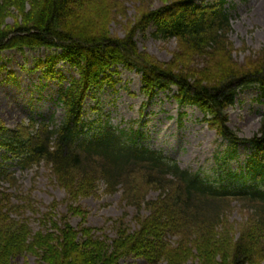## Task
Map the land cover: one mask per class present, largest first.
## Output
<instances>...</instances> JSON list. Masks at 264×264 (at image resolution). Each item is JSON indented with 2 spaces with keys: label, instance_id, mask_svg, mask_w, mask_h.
Instances as JSON below:
<instances>
[{
  "label": "trees",
  "instance_id": "16d2710c",
  "mask_svg": "<svg viewBox=\"0 0 264 264\" xmlns=\"http://www.w3.org/2000/svg\"><path fill=\"white\" fill-rule=\"evenodd\" d=\"M23 1L2 0L19 9ZM30 1L31 10L21 23L0 30V58L6 50L45 48L52 51L38 61L46 68L45 76L58 60L68 62L78 76L57 93L62 108L58 123L30 120L0 136V146L18 158L22 168L43 162L50 182L65 191L67 209L57 219L51 211L45 213L41 228L33 232L27 219L10 216L15 206L0 184V264H11L14 257L26 253L40 264H118L130 256L148 264H184L186 259L197 261L192 264H260L264 259V112L258 131L251 138H240L227 126V109L239 91L252 87L264 101V57L247 65L233 60L226 38L230 26L225 0H170L156 9L146 7L122 38L108 37L104 30L94 31L79 22L78 12L89 2L109 11L108 0ZM149 25L156 27L154 37L174 38L181 46L168 62L138 51L135 35ZM118 65L142 73L140 90L147 98L173 86L176 99L198 105L208 116L203 120L230 147L249 143L244 164L228 170L224 183H219L190 174L176 160L141 146L136 131L105 124L88 134L84 128L90 126L82 120L87 91L109 82L110 68ZM228 152L235 154V150ZM6 176L0 163V180ZM100 184L106 193L122 191L119 203L134 208V227L123 222L125 212L112 220L113 235L104 227L87 224L88 211L79 200L97 196ZM150 190L158 194L147 199ZM227 195L250 206L240 223L228 219ZM55 206L56 202L50 204ZM70 216L80 218L77 226L70 224ZM216 255L220 259L215 260Z\"/></svg>",
  "mask_w": 264,
  "mask_h": 264
},
{
  "label": "rangeland",
  "instance_id": "374dc122",
  "mask_svg": "<svg viewBox=\"0 0 264 264\" xmlns=\"http://www.w3.org/2000/svg\"><path fill=\"white\" fill-rule=\"evenodd\" d=\"M29 1L24 0L23 8L19 9L16 4H3L0 0L2 8L0 30L21 23L24 15L31 10L32 3ZM108 1L111 6L109 11L104 5L89 2L78 12V18L82 26L88 24L94 31L102 29L112 38L124 37L139 21L146 7L156 9L162 4L170 3V0ZM228 1L232 6L231 30L226 38L232 50V58L237 64L253 63L258 56L264 57V0ZM153 31L155 26H150L144 34L135 35L138 51L157 61L168 62L176 52L181 51V46H178L173 38L162 40L154 37L151 34ZM50 53L51 51L45 48H24L1 54L0 64L4 67L0 70V120L7 128L12 129L18 126V123L27 122L30 117L46 120L51 115L56 119L61 116V110L54 102L59 84L56 78L43 77V67L38 64L39 59H44ZM55 69L61 71L64 77L73 74L64 62L56 64ZM11 72L17 78V83L7 79V74ZM117 72L112 76L113 86L106 85L87 98L86 119L88 121L108 119L113 125L124 127L128 126V121L142 118L141 129L144 133L147 131L145 144L175 157L183 167L198 169L207 176H215L216 171L220 170L218 166L221 163V160H216L215 156L221 157L228 142L199 121L203 116L202 112L196 106L181 104L173 96L176 92L173 88L171 92H159L143 107L144 112L140 114L144 101V97L139 92L141 74L121 67ZM257 95L258 91L254 88L240 92L235 98L233 107L228 109V127L241 138H251L260 127L264 102L256 100ZM94 107L97 110H92ZM236 151L237 158L228 161L231 168H235L236 163L244 161L250 152V147L238 143ZM9 171L12 172L14 183L10 186L5 181L3 186L12 194L11 202L15 206L14 211L11 212L12 218L27 219L35 232L41 228V219L45 213L51 211L54 215L53 219H57L61 213L66 212L67 206L64 202L66 194L55 182L53 184L50 182L47 169L43 165L20 170L11 164ZM118 199L119 192L113 194L102 192L100 197L80 199L79 204L88 211L87 224L104 227L106 233L113 235L111 218H116L123 212ZM52 201L56 202L55 208L49 205ZM224 206L228 208L226 211L228 219L236 220L238 223L242 221V216L246 219V214L250 211V206L246 203L230 201L224 203ZM126 213L123 222L126 221L134 227L132 221L134 210L127 208ZM79 221V217L70 216V223L73 226ZM217 259H220V256L216 255L215 260ZM196 262L186 259L184 264ZM11 264L40 263L31 255L21 254L14 257ZM119 264L148 263L130 257L120 260ZM260 264H264V259Z\"/></svg>",
  "mask_w": 264,
  "mask_h": 264
}]
</instances>
